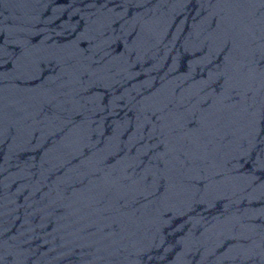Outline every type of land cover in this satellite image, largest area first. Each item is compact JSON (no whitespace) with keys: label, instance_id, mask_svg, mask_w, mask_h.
I'll return each mask as SVG.
<instances>
[{"label":"water","instance_id":"95a60500","mask_svg":"<svg viewBox=\"0 0 264 264\" xmlns=\"http://www.w3.org/2000/svg\"><path fill=\"white\" fill-rule=\"evenodd\" d=\"M0 264H264V0H0Z\"/></svg>","mask_w":264,"mask_h":264}]
</instances>
